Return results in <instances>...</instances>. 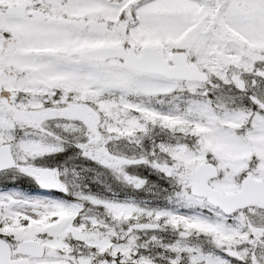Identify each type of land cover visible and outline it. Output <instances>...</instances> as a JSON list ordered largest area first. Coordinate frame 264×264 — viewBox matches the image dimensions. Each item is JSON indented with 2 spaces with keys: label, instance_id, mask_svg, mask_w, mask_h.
I'll return each instance as SVG.
<instances>
[{
  "label": "snow or ice",
  "instance_id": "1",
  "mask_svg": "<svg viewBox=\"0 0 264 264\" xmlns=\"http://www.w3.org/2000/svg\"><path fill=\"white\" fill-rule=\"evenodd\" d=\"M0 264H264V0H0Z\"/></svg>",
  "mask_w": 264,
  "mask_h": 264
}]
</instances>
